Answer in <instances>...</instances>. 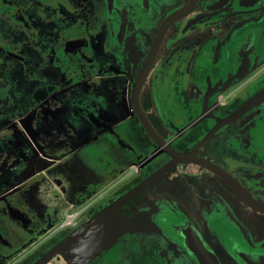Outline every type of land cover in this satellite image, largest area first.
Instances as JSON below:
<instances>
[{"label": "flooded vegetation", "instance_id": "1", "mask_svg": "<svg viewBox=\"0 0 264 264\" xmlns=\"http://www.w3.org/2000/svg\"><path fill=\"white\" fill-rule=\"evenodd\" d=\"M188 1L190 11L168 26L142 82L141 109L174 150L218 166L264 206V97L192 150L217 120L264 88V57L241 78L228 76L231 42L264 22V0H0V264H31L70 229L43 243V185L56 193L57 174L67 183L56 199L93 198L78 227L116 188L129 182L121 193L127 191L171 159L161 152L146 161L158 146L134 110L132 91L163 19ZM192 164H176L123 205V214L129 219L133 201L145 210L166 184L185 190ZM202 168L209 194L196 201L228 202L200 235L205 246L221 264H244L239 252L264 254V212ZM124 170L131 172L127 181L97 195L95 179L102 184ZM155 209L181 243L161 249L163 263L199 264L172 229L190 216L173 204ZM126 236L88 264L137 263L145 248Z\"/></svg>", "mask_w": 264, "mask_h": 264}, {"label": "water", "instance_id": "2", "mask_svg": "<svg viewBox=\"0 0 264 264\" xmlns=\"http://www.w3.org/2000/svg\"><path fill=\"white\" fill-rule=\"evenodd\" d=\"M190 9L191 5L190 1H188L185 6L172 12L163 19L151 50L134 81L132 91L134 110L141 120L146 133L158 146V148L146 158V161L153 159L161 152L168 153L171 159L147 175L133 187L104 204L88 220L59 240L31 264H49V262L57 256H60L67 264H88L91 262L102 252L117 243L123 235L132 232V224L123 214L121 210L122 206L131 201L180 162L200 165L215 173L229 184L248 205L264 212V206L253 201L248 192L227 172L205 159L194 156L191 151L178 152L174 150L169 142L164 141L157 134L141 109L139 103L140 88L157 53L162 37L168 26L173 21L186 15ZM229 55L233 64V68L228 74L229 77L241 78L248 73L250 69L264 57V22L248 26L239 31L231 42ZM263 97L264 88L260 92L254 94L228 116L217 120L211 129L197 144H195L192 150L200 147L219 127L239 117ZM200 118L201 117H197L190 122L184 130L196 124ZM172 229L182 237L183 246L189 254L197 259L199 264H221L215 253L205 246L203 239L191 222L183 224L176 223L172 226ZM238 256L244 264H264L263 253L245 251L239 252Z\"/></svg>", "mask_w": 264, "mask_h": 264}, {"label": "rangeland", "instance_id": "3", "mask_svg": "<svg viewBox=\"0 0 264 264\" xmlns=\"http://www.w3.org/2000/svg\"><path fill=\"white\" fill-rule=\"evenodd\" d=\"M192 165L193 168H190L191 171L189 172V170L186 169L189 173L183 175V182H185L186 179V191L180 184H173L171 186H168L166 184L165 186L160 188V191H158L160 192V194L157 193L152 201H149L150 206H148L145 210H141L140 208L136 207L134 201L130 203L129 206H131L132 213L130 212L131 216L129 217V220L132 224L133 230L131 233H128L125 238H123V241L127 242L129 240H139L137 241V246H144L145 248L143 254L140 256L141 259L137 260V263L136 261H133L132 264H164L162 260L163 255L161 257V249L166 248L172 250L174 249L172 248L174 246H181L180 241L173 236V232H170L168 229H166L163 221L158 218L159 215L155 213V207L167 203L175 205L176 208L180 207V210L182 212L190 216L191 224L195 227V229L200 233L202 237V232L208 229V223L211 217L216 213L219 214V212L222 210H227L228 202L226 201H196V199L200 197V195L205 196L209 193L206 191V175H204L205 171H201L203 168L198 165ZM80 172L85 171L81 169ZM130 173L131 172H129L128 170H124L122 173L120 171L118 173L120 175L115 174L110 179V181H106L102 184H100V181L98 179H95L93 185L95 189L99 190L97 195L102 196L104 193L111 190L114 186L120 185L123 182L127 181L130 177ZM51 174L52 176H55L57 172H51ZM65 175L66 174L64 173L63 175L57 174L55 176V178L57 176H59V178H62H56V181L59 183L57 185L55 184L57 186V188H55V192L58 194L60 192H63L64 183H67V180L64 178ZM166 176H169V173H166V175H164V177ZM158 180L147 187L149 188L147 190L149 191ZM69 185H71L69 187L73 191L81 190V188L77 186V184L73 185L69 183ZM129 185V182H127L116 188L112 192L111 196L107 199L109 200V198H111L112 196L121 193L122 191L127 189ZM56 193H54V189L52 187L46 190L43 185V215H46L48 219V221H46L44 224L43 243L53 237L52 235L57 232V227L63 222V216L65 215V213L74 214L78 211L81 212L82 210H84V208H86L87 205L92 204L93 202V198H91L90 200L88 199V201H64L61 198L56 199ZM175 194L176 196H174ZM97 195H94L93 197H98ZM170 198H177L178 201H166ZM135 210H137L138 212L134 213ZM83 214L84 213L82 212L77 220H80ZM238 214L239 216H241V213L238 212ZM175 224L176 222L173 223V225ZM177 240L179 241V244ZM147 246H150L152 248L149 249V247ZM226 261H228L227 264L233 262L230 258H227ZM49 264L67 263L60 256H57L52 259Z\"/></svg>", "mask_w": 264, "mask_h": 264}, {"label": "trees", "instance_id": "4", "mask_svg": "<svg viewBox=\"0 0 264 264\" xmlns=\"http://www.w3.org/2000/svg\"><path fill=\"white\" fill-rule=\"evenodd\" d=\"M119 194V193H118ZM118 194L112 196L111 198H109V200L103 201L101 204H99L87 217V219H89L92 215H94L104 204H106L107 202H109L111 199L115 198ZM168 229L170 231L171 228L169 225H167ZM76 227L69 229L68 231H64L60 236L54 238L53 240H51L50 242H48V244L44 247L43 249V253L47 250H49L54 244H56L59 240H61L62 238H64L66 235H68L70 232H72Z\"/></svg>", "mask_w": 264, "mask_h": 264}, {"label": "built area", "instance_id": "5", "mask_svg": "<svg viewBox=\"0 0 264 264\" xmlns=\"http://www.w3.org/2000/svg\"><path fill=\"white\" fill-rule=\"evenodd\" d=\"M80 213V211L74 213V214H68V213H65V215L63 216L64 217V220L63 222L57 227V229H61V228H74L77 223H78V214ZM76 219V221H75Z\"/></svg>", "mask_w": 264, "mask_h": 264}]
</instances>
